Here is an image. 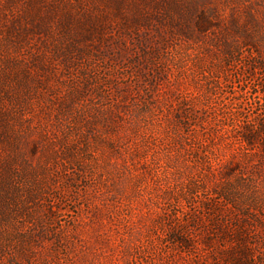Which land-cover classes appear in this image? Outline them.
<instances>
[{"label":"rangeland","instance_id":"obj_1","mask_svg":"<svg viewBox=\"0 0 264 264\" xmlns=\"http://www.w3.org/2000/svg\"><path fill=\"white\" fill-rule=\"evenodd\" d=\"M0 264H264V0H0Z\"/></svg>","mask_w":264,"mask_h":264}]
</instances>
